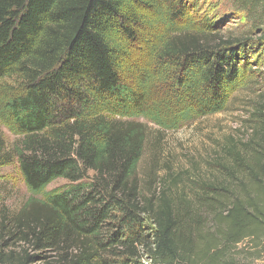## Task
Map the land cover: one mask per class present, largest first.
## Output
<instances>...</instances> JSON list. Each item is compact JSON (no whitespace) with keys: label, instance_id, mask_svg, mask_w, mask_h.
Segmentation results:
<instances>
[{"label":"trees","instance_id":"1","mask_svg":"<svg viewBox=\"0 0 264 264\" xmlns=\"http://www.w3.org/2000/svg\"><path fill=\"white\" fill-rule=\"evenodd\" d=\"M200 1L0 0V123L18 138L7 152L0 139V169L16 159L33 197L68 182L17 215L1 211L0 264H245L237 249L264 237V101L250 106L242 137L204 159L207 179L180 191L173 173L144 191L148 127L123 120L171 128L173 115L227 108L250 52L264 50V0H211L214 16L178 27ZM137 7L167 32L151 47L160 75L184 76L150 106L147 86L135 92L120 75L141 36Z\"/></svg>","mask_w":264,"mask_h":264},{"label":"rangeland","instance_id":"2","mask_svg":"<svg viewBox=\"0 0 264 264\" xmlns=\"http://www.w3.org/2000/svg\"><path fill=\"white\" fill-rule=\"evenodd\" d=\"M198 5V8L196 7L188 14V22H179L178 27L182 29L188 23L189 28L193 27L194 23L202 25L205 22L203 18L205 15L211 13L214 16L213 9L216 7L214 2L201 0ZM134 13L142 15L141 29L130 25L141 36L136 43L130 45V56L125 58L120 75L123 82L135 92L140 91L142 85L147 86L148 94L145 101L150 106L152 103L167 100L168 98H164L170 95L172 82L175 84L177 79L184 76L183 72L175 67L163 71L164 76L160 75L162 69L154 66L151 47L158 44L167 32L165 28L156 25L155 16L151 10L137 7ZM241 23L243 22L229 23L225 28L236 27ZM171 35L174 36L173 33ZM256 37L260 38V34L257 33ZM162 68L166 69V65ZM241 69L244 80L232 89L234 92L228 101L227 108L221 113L206 116L192 114L183 119L174 118L173 115L170 119L173 123L175 122V127L171 128L164 127L159 122L155 123L154 120L144 115L123 118V120L140 122L148 127V141L137 168V175L141 179L145 192L152 179L158 180L170 173L178 175L177 185L173 186L177 191L189 188L195 180L207 179L208 167L204 159L210 162L211 154L217 148L219 141L232 134L242 137L248 131L249 114L247 111L251 112L252 107L250 106L254 103L264 101V50L257 48L250 52L246 69L243 67ZM149 76L152 77L149 78ZM15 82H18L17 77L5 79L1 84L11 85ZM173 112L179 113L176 109ZM0 139L4 145V152L10 151L18 140L1 123ZM67 183L66 180L58 179L33 197L24 183L17 160L12 159L0 169V213L2 210H7L17 215L26 201L34 199L38 203L42 202L48 192L63 188ZM151 228V223H147L146 231H151ZM29 252L32 255L45 254L32 250ZM237 252L239 261L242 263L264 264V237L256 243L246 242L237 249Z\"/></svg>","mask_w":264,"mask_h":264}]
</instances>
